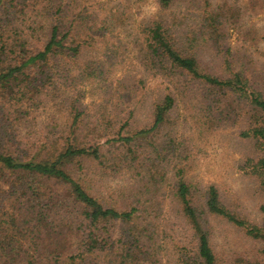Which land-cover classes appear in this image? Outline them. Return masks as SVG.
I'll use <instances>...</instances> for the list:
<instances>
[{"label":"trees","instance_id":"1","mask_svg":"<svg viewBox=\"0 0 264 264\" xmlns=\"http://www.w3.org/2000/svg\"><path fill=\"white\" fill-rule=\"evenodd\" d=\"M145 1L0 0V264H264V221L191 172L201 138L237 127L264 196V72L227 44L239 9L139 17ZM215 220L263 246L220 257Z\"/></svg>","mask_w":264,"mask_h":264},{"label":"rangeland","instance_id":"2","mask_svg":"<svg viewBox=\"0 0 264 264\" xmlns=\"http://www.w3.org/2000/svg\"><path fill=\"white\" fill-rule=\"evenodd\" d=\"M238 8L240 30L228 39V46L239 52L240 64L248 63L250 72L256 75L264 72V5L261 0H232ZM139 17L150 16L157 11L155 0H146L137 9ZM239 19V18H238ZM97 87H88V101L101 97ZM139 118L145 120L149 110L146 106L138 111ZM43 120L42 118L39 119ZM236 127H227L201 138V151L192 166V174L197 180L215 183L228 201L238 202L247 219L262 224L264 196L258 189L257 180L248 173L247 158H259L263 149L254 140H242ZM58 189L57 186H55ZM216 226L214 245L220 257L254 258L263 243H258L247 235V231L225 222H213Z\"/></svg>","mask_w":264,"mask_h":264}]
</instances>
